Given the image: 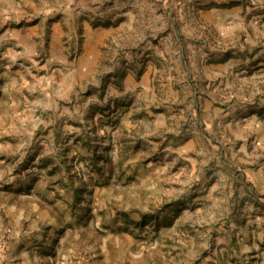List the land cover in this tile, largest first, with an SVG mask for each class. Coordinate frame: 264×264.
Segmentation results:
<instances>
[{
  "label": "rangeland",
  "instance_id": "374dc122",
  "mask_svg": "<svg viewBox=\"0 0 264 264\" xmlns=\"http://www.w3.org/2000/svg\"><path fill=\"white\" fill-rule=\"evenodd\" d=\"M0 264H264V0H0Z\"/></svg>",
  "mask_w": 264,
  "mask_h": 264
}]
</instances>
